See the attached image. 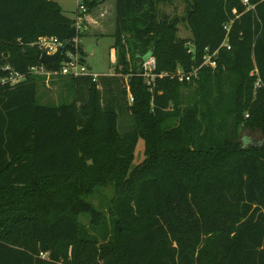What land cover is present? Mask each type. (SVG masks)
Returning <instances> with one entry per match:
<instances>
[{"label": "trees", "instance_id": "1", "mask_svg": "<svg viewBox=\"0 0 264 264\" xmlns=\"http://www.w3.org/2000/svg\"><path fill=\"white\" fill-rule=\"evenodd\" d=\"M113 1L126 82L64 76L73 100L53 106L37 101L42 76L0 84V264H264V0H186L188 39L160 0ZM100 2L84 0L86 13ZM44 35L73 49L56 1L0 0V77L6 63L38 65ZM205 48L216 66L180 81ZM241 129L258 136L243 143ZM107 187L103 211L89 198Z\"/></svg>", "mask_w": 264, "mask_h": 264}, {"label": "rangeland", "instance_id": "2", "mask_svg": "<svg viewBox=\"0 0 264 264\" xmlns=\"http://www.w3.org/2000/svg\"><path fill=\"white\" fill-rule=\"evenodd\" d=\"M53 1H56L61 6L63 13L67 17H74L78 0ZM189 5L190 3L186 0H160L157 3L159 17L166 16L167 18L179 20L176 34L183 39H188L191 36L188 24L183 18L187 15V10L190 8ZM114 11L113 0H101L99 4L89 10L86 14L88 20H85L87 27L86 29H81L80 34L82 35H78L77 42L72 46L73 49L71 51L81 59L93 73L108 77L118 76L123 82H126L127 76L116 73L114 69L117 64V51L113 48L114 39L112 37ZM88 45H91V49L89 52H86ZM99 77H97V79L100 81L101 78ZM62 78H64V76H54L49 79H45L44 77L40 80L37 87L38 103L53 106L73 100V94L65 90L60 84ZM98 88L102 89V86L99 84ZM184 91L185 93L187 92V90ZM248 116L249 114L246 112L244 117L247 118ZM128 124H130V119L128 117H123L120 119L119 128L126 127ZM239 135L243 139V143H246L248 141H254L257 138L256 135L258 136V132L252 133V131L241 129ZM250 136L252 139H250ZM144 157V142L140 140L134 153L132 166L142 162ZM112 195L113 191L109 187L101 188L94 196L90 197L89 200L96 208L105 211L107 209L108 200ZM80 221L83 225L87 226L89 224V218L86 214L80 217Z\"/></svg>", "mask_w": 264, "mask_h": 264}, {"label": "built area", "instance_id": "3", "mask_svg": "<svg viewBox=\"0 0 264 264\" xmlns=\"http://www.w3.org/2000/svg\"><path fill=\"white\" fill-rule=\"evenodd\" d=\"M244 4H247L248 0H242ZM253 8V6L251 7ZM87 7L84 3V0H78L75 13H74V27L76 30V35L72 40L73 45L77 42V37L79 33H81V29H86V19H87ZM226 34L225 37L220 44V46H225L226 48H230V44L228 42V31L229 26H225ZM32 44L36 45L38 49L41 51L40 55L42 53L52 54L56 52L59 47L61 46L62 42L58 40L55 36H39L38 39L33 42ZM218 49H215L213 51H210L209 48H205V51L202 56V62L201 64L194 68L192 71H182L181 69H178L175 72V76L182 81V80H190L192 77H196L198 70L201 66H209L211 68H214L216 66V55H217ZM65 58L59 63L58 68H48L47 64H44L42 62H39L38 65L30 66L29 69L24 72H20L16 70L10 63H6L2 66V71H4V75L0 77V84H10L14 85L22 80L25 79V77L28 75H39L42 77H45V79H49L50 77L54 76H71V77H79L84 75H89L92 77L93 80H96L97 77L100 76V74L93 73L85 64L84 62L79 59L71 50L64 51ZM60 56V55H59ZM59 58V57H58ZM57 58V59H58ZM54 63V62H53ZM142 71L140 75H142L145 78V82L150 85L154 78L157 76V74L154 72L155 70V59L153 56H149L147 59H145L141 65ZM163 74L160 73L159 76H162Z\"/></svg>", "mask_w": 264, "mask_h": 264}, {"label": "water", "instance_id": "4", "mask_svg": "<svg viewBox=\"0 0 264 264\" xmlns=\"http://www.w3.org/2000/svg\"><path fill=\"white\" fill-rule=\"evenodd\" d=\"M66 48V43H62L61 46L59 47V49L52 53V54H47V53H42L40 55V61L44 64L47 65H52L54 61L57 60V58L59 57L60 54H62L65 51ZM91 49V45H88V47L86 48V52H89ZM146 59V58H145Z\"/></svg>", "mask_w": 264, "mask_h": 264}, {"label": "crops", "instance_id": "5", "mask_svg": "<svg viewBox=\"0 0 264 264\" xmlns=\"http://www.w3.org/2000/svg\"><path fill=\"white\" fill-rule=\"evenodd\" d=\"M88 20V19H87Z\"/></svg>", "mask_w": 264, "mask_h": 264}]
</instances>
